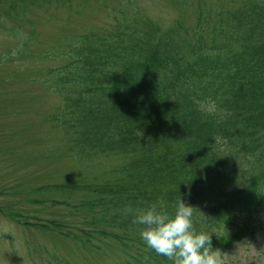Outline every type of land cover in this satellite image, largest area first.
<instances>
[{"label":"trees","instance_id":"trees-1","mask_svg":"<svg viewBox=\"0 0 264 264\" xmlns=\"http://www.w3.org/2000/svg\"><path fill=\"white\" fill-rule=\"evenodd\" d=\"M78 2L86 0H30L5 15L20 7L25 16L30 3L72 13ZM237 3L198 7L193 27L123 16L107 32L84 35L81 50L71 47L70 62L55 72L63 103L53 121L76 159L121 163L103 182L0 188V200L13 198L0 212L83 250L103 254L117 244L123 264H172L145 245L132 220L152 204L173 213L181 198L196 208L194 226L211 235L214 250L233 246L237 217L264 213V0ZM207 99L217 114L198 111L196 101ZM22 199L54 211L15 210Z\"/></svg>","mask_w":264,"mask_h":264},{"label":"rangeland","instance_id":"rangeland-1","mask_svg":"<svg viewBox=\"0 0 264 264\" xmlns=\"http://www.w3.org/2000/svg\"><path fill=\"white\" fill-rule=\"evenodd\" d=\"M245 1L86 0L82 7L80 2L74 3L72 13L30 3L25 16L23 8L15 7V13L6 17L14 3L25 6L30 0H0V188L14 186L19 193L50 182H103L114 176L112 171L121 163L114 157L88 165L72 160L66 137L53 121L63 103L53 82L58 75L55 72L70 62L71 47L81 50L79 42L84 35L94 30L107 32L115 18L123 16L150 19L165 27L184 20L186 26L193 27L198 7L236 8L237 2ZM44 196L52 199L55 195ZM9 201L10 197L4 198L0 206L8 208ZM55 208L63 215L70 212L64 206ZM15 210L41 217H51L54 211L24 199L16 202ZM230 230L240 238L230 248L219 249L223 264H264V213L251 218L241 214ZM221 236L224 227L216 229L213 238ZM61 240L21 227L0 214V264H123L126 260L125 251L117 244L109 245V251L102 254Z\"/></svg>","mask_w":264,"mask_h":264},{"label":"clouds","instance_id":"clouds-1","mask_svg":"<svg viewBox=\"0 0 264 264\" xmlns=\"http://www.w3.org/2000/svg\"><path fill=\"white\" fill-rule=\"evenodd\" d=\"M196 103L198 111L205 115H215L220 111L214 100ZM222 139L217 136L214 141ZM194 209L181 198L173 213L152 204L135 210L132 223L141 226L140 237L145 245L172 264H223L221 252L212 248L211 235L202 229L198 231L194 226Z\"/></svg>","mask_w":264,"mask_h":264}]
</instances>
